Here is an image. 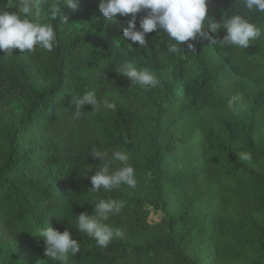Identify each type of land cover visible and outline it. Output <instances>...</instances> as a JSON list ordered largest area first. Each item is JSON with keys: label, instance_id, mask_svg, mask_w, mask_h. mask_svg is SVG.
Segmentation results:
<instances>
[{"label": "trees", "instance_id": "16d2710c", "mask_svg": "<svg viewBox=\"0 0 264 264\" xmlns=\"http://www.w3.org/2000/svg\"><path fill=\"white\" fill-rule=\"evenodd\" d=\"M17 1L0 0V9L17 11ZM208 7L218 22L245 15L261 37L246 49L210 45L221 30L171 53L157 29L138 49L121 37L122 20L87 23L78 11L75 21L61 6L68 22H46L57 36L52 52L0 51V264H61L44 254L37 231L47 227L80 242L68 264H264V13H248L242 0ZM126 62L160 83L132 86L120 74ZM89 91L115 109L87 105L77 119L72 99ZM240 94L247 119L229 106ZM93 148L127 152L137 186L91 191L100 166ZM99 199L125 203L107 221L123 235L106 249L74 220Z\"/></svg>", "mask_w": 264, "mask_h": 264}, {"label": "clouds", "instance_id": "9594fccd", "mask_svg": "<svg viewBox=\"0 0 264 264\" xmlns=\"http://www.w3.org/2000/svg\"><path fill=\"white\" fill-rule=\"evenodd\" d=\"M77 3L78 0H57L49 10L51 19L62 17L67 23L68 18L62 14L61 6L75 9ZM209 3L210 0H100L99 10L108 21L131 14L121 37L125 41L138 42V49L148 47L146 35L157 29L167 35L170 41L168 51L171 53L180 51L184 42L208 38L210 33L218 34L221 30H226V35L222 39L212 36L210 45L246 49L252 41L261 37V28L245 15L225 13L221 21H216L215 17L208 15ZM242 4L248 13H264V0H242ZM142 11H146V15L139 19L137 28V14ZM29 16L34 19H29ZM56 42L53 25L42 20L40 0H18L17 11L0 9V51L3 55H13L14 49H18L19 53H32L37 47L52 52ZM128 44L132 48V44ZM187 47L191 49L194 45L189 42ZM120 74L128 78L132 86L139 85L145 89L160 83L154 72L147 68L138 69L132 62L124 63ZM71 103L75 105L77 119L86 116L83 109L87 105H91L92 110L101 106L108 109L116 107L108 100L99 101L91 91L73 98ZM90 154L100 161L99 169L90 177L91 191L108 192L121 185L137 186L135 168L129 163L127 152L113 151L109 157L106 151L93 148ZM240 158L250 160L251 155L245 152ZM114 162H119L118 166L114 167ZM124 206L123 200L99 199L91 215L82 212L74 217L75 226L92 238L97 246L106 249L114 238L123 235L120 229H113L107 221L120 214ZM37 233L43 237L45 256L61 264H68L69 257L76 256L81 250L80 242L72 238L67 229L61 232L47 227Z\"/></svg>", "mask_w": 264, "mask_h": 264}, {"label": "rangeland", "instance_id": "374dc122", "mask_svg": "<svg viewBox=\"0 0 264 264\" xmlns=\"http://www.w3.org/2000/svg\"><path fill=\"white\" fill-rule=\"evenodd\" d=\"M99 3L100 0H78L77 7L75 9L70 8L69 16L73 17L76 21L77 15L75 12L80 11L83 15H86L87 23L90 21H98L100 18H105L103 14L99 10ZM56 4V0H40V7H41V17L43 22H47L50 18V12L49 10L53 5ZM16 8L18 9V1L16 4ZM131 15V14H129ZM146 15V11H142L141 13L137 14V28H139V19ZM29 19H34L33 16H29ZM116 19L122 20L123 27H128V21L129 19L121 18L118 16ZM82 25H85V22L82 23ZM81 24H78V27L82 26ZM157 30L148 33L146 35V39H154L157 40ZM230 109L232 110L233 114L236 116H239L241 118L247 119L249 116V110H250V103L246 100V97L244 94L237 95L233 97L229 102ZM21 112L20 105H16L14 107L13 113L19 114ZM159 215L158 213H152L150 216V220H158Z\"/></svg>", "mask_w": 264, "mask_h": 264}]
</instances>
